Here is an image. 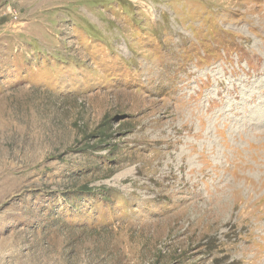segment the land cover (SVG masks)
<instances>
[{
    "label": "rangeland",
    "instance_id": "rangeland-1",
    "mask_svg": "<svg viewBox=\"0 0 264 264\" xmlns=\"http://www.w3.org/2000/svg\"><path fill=\"white\" fill-rule=\"evenodd\" d=\"M0 264H264V0H0Z\"/></svg>",
    "mask_w": 264,
    "mask_h": 264
}]
</instances>
